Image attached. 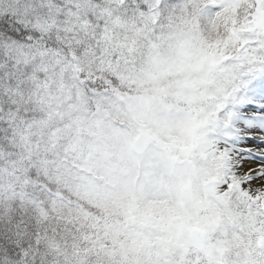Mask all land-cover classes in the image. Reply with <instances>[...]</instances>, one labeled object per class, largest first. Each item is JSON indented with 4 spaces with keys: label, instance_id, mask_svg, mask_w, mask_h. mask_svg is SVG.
<instances>
[{
    "label": "snow or ice",
    "instance_id": "snow-or-ice-1",
    "mask_svg": "<svg viewBox=\"0 0 264 264\" xmlns=\"http://www.w3.org/2000/svg\"><path fill=\"white\" fill-rule=\"evenodd\" d=\"M258 71L264 0H0V264H264L217 143Z\"/></svg>",
    "mask_w": 264,
    "mask_h": 264
},
{
    "label": "rangeland",
    "instance_id": "rangeland-1",
    "mask_svg": "<svg viewBox=\"0 0 264 264\" xmlns=\"http://www.w3.org/2000/svg\"><path fill=\"white\" fill-rule=\"evenodd\" d=\"M248 96L237 106L227 105L226 110L231 111L233 116L228 128L217 136L218 147L228 153L229 173L241 177L245 182L256 180L252 174L243 170V164L252 157L254 151L249 146L258 144L255 140L258 134L264 137V82Z\"/></svg>",
    "mask_w": 264,
    "mask_h": 264
},
{
    "label": "clouds",
    "instance_id": "clouds-1",
    "mask_svg": "<svg viewBox=\"0 0 264 264\" xmlns=\"http://www.w3.org/2000/svg\"><path fill=\"white\" fill-rule=\"evenodd\" d=\"M238 7L240 8V15L243 16L247 5L245 3H241ZM218 40L223 43V52L225 54H231L233 52L236 45L234 41L229 39V33L227 29L222 24L213 26L209 23H205L201 34L194 44L195 54L193 57V62L197 63L204 57H212L213 54L217 52V49L214 47V45ZM200 166L204 167L205 169H211L213 164L209 160L202 162ZM233 212L235 215L231 222L239 225L241 223L239 211L233 208Z\"/></svg>",
    "mask_w": 264,
    "mask_h": 264
},
{
    "label": "bare ground",
    "instance_id": "bare-ground-1",
    "mask_svg": "<svg viewBox=\"0 0 264 264\" xmlns=\"http://www.w3.org/2000/svg\"><path fill=\"white\" fill-rule=\"evenodd\" d=\"M255 140L258 144L249 146V148L254 152L252 157L244 162L243 170L245 169L244 171L252 174L256 178V180H258L260 177L264 176V160H262L264 158V137L258 134V139ZM261 140L263 141L259 142ZM255 156H257L258 158H256Z\"/></svg>",
    "mask_w": 264,
    "mask_h": 264
},
{
    "label": "trees",
    "instance_id": "trees-1",
    "mask_svg": "<svg viewBox=\"0 0 264 264\" xmlns=\"http://www.w3.org/2000/svg\"><path fill=\"white\" fill-rule=\"evenodd\" d=\"M246 83L238 90L237 92V100L242 102L244 98L249 97L248 94L251 91L255 90V87L258 83L263 82L264 80V72L258 71L255 73H250L247 76L243 77ZM237 103V102H234ZM234 103H230L233 105Z\"/></svg>",
    "mask_w": 264,
    "mask_h": 264
}]
</instances>
